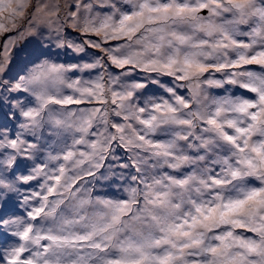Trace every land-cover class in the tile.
<instances>
[{
    "label": "snow or ice",
    "instance_id": "6c2138e0",
    "mask_svg": "<svg viewBox=\"0 0 264 264\" xmlns=\"http://www.w3.org/2000/svg\"><path fill=\"white\" fill-rule=\"evenodd\" d=\"M0 264H264V0H0Z\"/></svg>",
    "mask_w": 264,
    "mask_h": 264
}]
</instances>
